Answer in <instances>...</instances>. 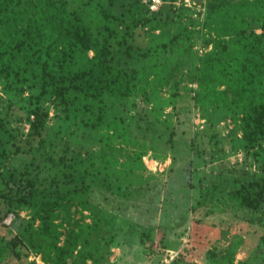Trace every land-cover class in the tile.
I'll return each mask as SVG.
<instances>
[{"label":"trees","instance_id":"obj_1","mask_svg":"<svg viewBox=\"0 0 264 264\" xmlns=\"http://www.w3.org/2000/svg\"><path fill=\"white\" fill-rule=\"evenodd\" d=\"M114 3L0 0V80L6 93L15 101L25 87L30 89L25 107L34 115L30 124L35 133L45 127L42 104L50 100L62 120L75 124L78 117L85 119L79 127L88 129L90 139L101 147L70 156L62 144L43 158L33 154L32 161L10 169L6 158L22 151L15 141L23 133L12 127L10 110L0 108V170L8 175L0 190V221L11 213L28 212L16 231L9 228L1 237L0 264H38L28 260L31 254L40 255L45 264H101V244L109 249L115 237L99 233L96 217L85 222L73 213L95 206L108 193L125 200L149 193L143 157L171 145L174 132L165 109L176 104L187 81L196 83L189 90L205 122L212 126L231 119L240 148L259 164L250 179L228 190L212 184L218 196L202 191L196 201L186 199L182 219L172 221L174 227L184 224L188 211L195 216L203 209L207 216L217 209L235 217L250 211L257 216L249 223L264 220V0H205L202 18L189 21L219 37L211 49L207 41L208 49L201 54L194 53L193 31L182 23L183 8L170 17L177 25L171 30L167 20L161 21L169 12L160 6L162 0L155 9L153 0L143 8L142 0L133 1L127 11L130 20ZM139 34L144 46L138 43ZM122 46L128 65L119 53ZM209 139L213 150L224 151ZM150 229H144L141 242L151 240ZM161 229L164 235L168 227ZM209 256L212 264H261L264 233L243 259L235 261L233 250L221 260H215L212 251ZM170 264H179L178 258Z\"/></svg>","mask_w":264,"mask_h":264},{"label":"rangeland","instance_id":"obj_2","mask_svg":"<svg viewBox=\"0 0 264 264\" xmlns=\"http://www.w3.org/2000/svg\"><path fill=\"white\" fill-rule=\"evenodd\" d=\"M133 1L135 0H114L115 10L121 15L124 13L122 16L125 20H130L127 11L133 9L131 5ZM142 1L143 8L149 0ZM105 3L109 5L110 0H105ZM204 3L205 0L171 2L162 0L160 4L169 11L161 15V21L167 20L171 30L177 25L175 21H170V17H176L179 9L183 8L185 18L182 23L193 31L195 54L211 49L212 40L219 37L214 30L206 29L201 23L192 26L189 21L191 18L195 21L202 18ZM257 31L261 32V28ZM138 32L144 33V30L138 28ZM207 41H211V45L205 48ZM138 43L145 45L140 34ZM125 48L126 46H122L119 53L128 65L129 59ZM192 86L196 87V83L185 82L176 104L165 109V116L168 115L166 118L171 121L170 130L174 132L172 139L168 136L171 145L166 149L151 151L143 157L145 164L143 173L149 193L139 197L140 199L130 200L108 193L106 198L97 197L98 203H95V206L87 205L82 213H73L75 217L83 218L85 222H91L92 217H96L97 226L101 230L99 233L105 234L106 237L108 235L115 237L109 249L101 244L99 251L103 255L101 264H170L174 258H178L179 264H212L210 251L216 255L215 260H221L223 254L232 250L236 253L235 261H238L247 256L252 244L264 233V220L248 222L249 218L257 216L255 212L250 211L246 213L239 211L237 217L232 212L222 211L223 209L214 210L208 216L204 214L203 209L201 213L195 215L196 217L188 211L184 224L174 227L175 223H172L182 219V205L186 199L196 201L202 191L209 193L211 198L218 196L219 192L213 191L212 184L228 190L237 181L250 179V173L257 171L259 164L252 153H246L240 148L231 119L226 118L212 126L205 122L194 103L193 93L189 90ZM29 95L30 89L25 87L14 101L6 93L3 81L0 80V108L3 111L10 110L12 127H18L23 133L15 141L22 151L12 153L6 158L10 169L14 167L18 169L26 162L32 161L33 154L43 158L58 150L62 144L68 146L70 156L73 151L86 155L101 148L98 141L90 139L91 132L88 129L79 127L85 119L78 117L75 124L70 119L62 120L50 100H45L42 104L45 127L39 133H35L30 124L34 115H30V111L25 107L29 103ZM138 103L143 105L142 98H138ZM160 134H163L162 127L158 132L159 136ZM209 137L214 138L219 146H223L224 151L213 150ZM164 139L167 140V135ZM128 150L133 152L134 148L129 146ZM260 154L261 158H264V149H260ZM7 176L5 170L1 169L0 190L4 189L3 180ZM2 207L4 202L0 199V209ZM26 218L28 212L22 211L20 216L11 213L5 220L0 221V239L8 234L9 228L16 231L18 225ZM195 219H200V222L197 223ZM229 222L232 223L231 229H227ZM162 225L168 227L164 235L161 234ZM148 227L153 228L150 229L151 240L143 243L140 241L141 234ZM96 236L97 234L93 239ZM235 242L240 244L232 246L231 244ZM28 260L45 264L40 255L31 254ZM92 261L90 260L88 264H94ZM260 263L264 264V261Z\"/></svg>","mask_w":264,"mask_h":264},{"label":"built area","instance_id":"obj_3","mask_svg":"<svg viewBox=\"0 0 264 264\" xmlns=\"http://www.w3.org/2000/svg\"><path fill=\"white\" fill-rule=\"evenodd\" d=\"M160 3V0H153V5L152 8L155 9L157 8V5Z\"/></svg>","mask_w":264,"mask_h":264}]
</instances>
